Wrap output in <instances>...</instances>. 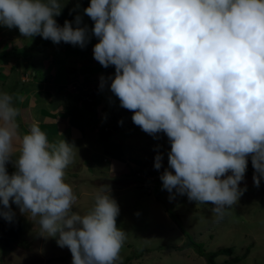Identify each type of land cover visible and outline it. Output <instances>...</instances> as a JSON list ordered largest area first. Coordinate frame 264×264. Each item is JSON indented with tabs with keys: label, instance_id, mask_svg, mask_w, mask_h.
I'll list each match as a JSON object with an SVG mask.
<instances>
[{
	"label": "clouds",
	"instance_id": "1",
	"mask_svg": "<svg viewBox=\"0 0 264 264\" xmlns=\"http://www.w3.org/2000/svg\"><path fill=\"white\" fill-rule=\"evenodd\" d=\"M84 13L99 40L94 59L115 67L108 79L120 107L134 113L142 131L154 138L162 132L171 145L166 160L155 156L157 170L148 167L147 177L139 171L135 182L150 185L151 193L160 177L155 201L166 215L176 212L164 192L175 190L189 201L211 203L223 219L246 191L239 185L251 176L248 158L254 186L264 178V0H90ZM60 14L59 0H0V26L83 48L82 17H75L76 28L67 20L60 27L54 18ZM18 74L22 86L26 72ZM105 83L101 77V89ZM13 100L0 92V217L12 222L15 204L70 250L72 264H116L127 234L117 226L120 208L110 186L100 187L86 214L73 211L78 198L65 170L74 146L50 143L37 123L21 135ZM9 163L16 169L11 175Z\"/></svg>",
	"mask_w": 264,
	"mask_h": 264
},
{
	"label": "rangeland",
	"instance_id": "2",
	"mask_svg": "<svg viewBox=\"0 0 264 264\" xmlns=\"http://www.w3.org/2000/svg\"><path fill=\"white\" fill-rule=\"evenodd\" d=\"M59 3L61 7L72 6L77 4V0H59ZM87 25L92 33L94 22L89 17ZM65 53L64 48L50 40L40 36L26 38L17 28L0 26V62L3 63L0 70V92L11 95L19 83L18 73L25 71L27 79L22 78L24 84L13 96L19 109L16 118L19 133H27L33 123H37L43 132L53 131L51 124L54 120L55 124H59L58 137L47 135L49 142L58 144L64 140L63 135H68V143L74 149L73 162L65 170V182L73 187L78 198L73 211L86 214L93 207L100 187L110 186V195L120 208L117 226L127 234L120 252L121 259L116 264H120L127 253L137 251H141V256L135 260L131 258L128 264H206L197 255L196 248L185 246L183 232L189 235L194 244H200L203 252L232 248L230 254H219L214 259L215 264H264V178L257 188L254 186L253 175H245L239 187H246V191H243L237 204L219 220L212 213L214 205L211 203L199 204L189 201L187 195L176 194L175 190L172 193L165 190L167 200L179 215V228L167 217L162 204L155 201L158 191L153 189L150 193V185L145 188L135 182L142 178L140 173L134 174L132 181L123 176L132 168L135 171L148 167L154 170L155 156L158 154L163 156L162 161L166 160L168 148L171 149L167 136L161 132L154 138L132 122L134 113L120 107L118 98L110 91L111 81L108 78H114L115 72L101 66L94 59L93 52L81 60ZM88 58L92 59L91 63H88ZM61 75L56 83V77ZM101 77L106 81L103 89L100 87ZM14 80H18L15 85ZM38 84H41V91L36 89ZM79 87L93 95L87 101L91 107L90 113L85 114L87 120L83 125L87 128L82 134L70 128L66 130L68 119L59 116L62 108L60 105L56 111L50 105L40 108L44 99L41 97L45 92L53 94L56 89H60L63 93H69L72 88ZM99 95L102 96L101 101L94 104ZM103 100L108 101L104 108L99 106ZM49 102L47 98L44 103ZM59 103L69 104L70 99L63 97ZM123 113L125 123L113 131L115 134L112 135V142L121 150L125 149L126 154L130 147L136 153L130 156L124 154L121 162L114 165V160L100 156L102 143L97 141L99 136H96L95 125L100 130L103 124L109 127L115 123L113 121L110 124V121L116 120ZM45 119H50L47 124L44 123ZM61 125L64 126L63 130ZM6 168L11 174L16 171L12 163L7 164ZM11 208L21 231L8 246H0V264H72L70 250L60 248L57 238L47 237V233L42 232L37 223L38 217L33 219L28 213L21 214L15 204H11ZM235 258L237 260L232 261Z\"/></svg>",
	"mask_w": 264,
	"mask_h": 264
},
{
	"label": "trees",
	"instance_id": "3",
	"mask_svg": "<svg viewBox=\"0 0 264 264\" xmlns=\"http://www.w3.org/2000/svg\"><path fill=\"white\" fill-rule=\"evenodd\" d=\"M77 4H79V8L76 7ZM77 4H73L72 6L61 7V14L57 17H54V18L56 19L57 24L60 27H63L64 22L67 20V21L72 23L73 28H76L77 25L75 24V17L77 15L82 17V22L79 25V27H86L87 28L88 40H87L85 46L83 48H81L79 45L67 44V43H64L63 41H61L58 44L60 47L64 48V50L66 52L65 54L67 56L70 55L72 58H77L78 60H81L84 57L87 58V56L90 55L91 52H93V48H94L95 44L99 42V40H98V38L96 39V37L91 33L90 27L87 25V17L88 16L85 15V13H84V9H86L88 6H90V0H77ZM50 42H52V41L50 40ZM46 43H48V42H46ZM4 53L5 52H3V54ZM3 54H1L2 57H3ZM91 61H92V59L88 58V63H91ZM1 64L2 63L0 62V65ZM109 68L113 72H115V68H113V67H109ZM61 77H62V75L56 77V79H55L56 83L59 82ZM9 83H12V82H9ZM16 83H17V81L14 82V85ZM0 86L2 87L1 82H0ZM40 88H41V85L36 86L37 90H39ZM91 93L92 92L84 91L82 87H79V89H73V91L70 93H62L60 89H56V91L53 92V94L50 92H45L44 96L41 97L44 99H43L42 103L40 104L41 105L40 108H43L42 106L50 105V107L55 109V111H56L57 107H59V105H60L62 107L61 111H60L61 114L60 115L58 114V115L61 116V118H63V119H66V118L68 119L67 120L68 127L71 130H75V131L77 130L82 134V133H84V130L87 128L86 125L85 126L83 125V123H85V121L87 120L86 119L87 117L85 116L86 112L90 113V107L91 106L87 101L91 100L93 98V95ZM64 94H65V96H63ZM63 97H67L68 99H70V103L66 104V105H64V104L62 105L61 103H59L61 98H63ZM101 97L102 96L99 95V98L96 99L94 104L98 103L97 101H101ZM47 98L50 99L49 104L44 103ZM107 102H106V100H103L99 106H103V108H104L105 103L107 104ZM124 117H125V114L123 113V115L118 116L116 118V120L113 119L110 121V124H111V122L115 121V123L113 122L111 126L108 127V124H103V129L100 130L99 128H96L97 129L96 136L97 137L99 136V139H97V141H99V143H102V146H101V152L102 153L100 154V156L107 157L110 159V161L114 160L115 161L114 165L119 161L121 162L122 156L124 154H126L125 149L121 150L118 146H116V144H114L112 142V141H114L112 139L113 138L112 135L115 134V133H113V131H115L122 124L125 123ZM122 118H124V119H122ZM49 120L50 119H45L44 123L47 124V121H49ZM121 121H122V123H119ZM48 123H50V122H48ZM51 125L53 126L54 130L48 131V132L44 131V132L47 135H49L50 137H58L57 126H56L54 120H52ZM95 126H97V125H95ZM63 128H64V126L61 125L62 130H63ZM92 128H94V126ZM67 129L68 128H66V130ZM105 129H108V130L110 129L111 133L109 136L106 135L107 132L105 131ZM67 136L68 135H63V139L65 141H67V143H68L69 138ZM134 153H136V151L132 147H130L129 152L126 154V156H130L131 154L133 155ZM163 167L167 168L168 163L164 164ZM254 171L255 170L253 169V166L251 163V158H248V165H247L246 173L254 175ZM135 173H139V170L136 169V171H135L132 168V169H128V173L124 174L123 176L127 177V178H131V177H134ZM142 173H143L142 174L143 176L147 177V176H149L150 171H148V169H144ZM9 175H11V174L9 173ZM142 182L146 183L147 181H144V179H143ZM162 187H163L162 181L160 180V177H158L154 181V189H156L159 192V190H161ZM0 208H2V205H0ZM166 213H167L168 217L180 228V218L178 217V214L172 212L169 209L166 210ZM20 231H21L20 224L16 221L15 217H14L12 222H8L3 217H0V246H4V247L8 246V244L18 236ZM183 234H184L185 239H186L185 246L191 245L194 248H196L197 255L202 257L205 260L206 264H215L214 259L219 254H230V252L232 251V248L229 247V248H226L224 250H219V251H215V252H203L200 244H194L188 234H186L184 232H183ZM140 256H141V251H137L135 253L131 252V254L127 253L125 255V257L123 258V261L120 264H128L132 259H134V258L137 259ZM235 260H237V258L233 259L232 261H235ZM170 263H172V261H170Z\"/></svg>",
	"mask_w": 264,
	"mask_h": 264
},
{
	"label": "water",
	"instance_id": "4",
	"mask_svg": "<svg viewBox=\"0 0 264 264\" xmlns=\"http://www.w3.org/2000/svg\"><path fill=\"white\" fill-rule=\"evenodd\" d=\"M20 88H21V82L19 81V83H18L16 89L13 91V93L11 94V96L13 97L14 94L20 90ZM12 106L15 107V105H14V100L12 101Z\"/></svg>",
	"mask_w": 264,
	"mask_h": 264
},
{
	"label": "crops",
	"instance_id": "5",
	"mask_svg": "<svg viewBox=\"0 0 264 264\" xmlns=\"http://www.w3.org/2000/svg\"><path fill=\"white\" fill-rule=\"evenodd\" d=\"M109 67H113V68H115L114 66H109ZM109 70H111V69L109 68Z\"/></svg>",
	"mask_w": 264,
	"mask_h": 264
}]
</instances>
